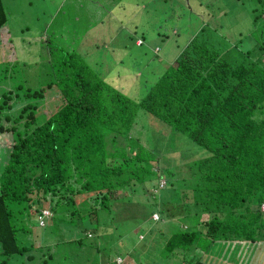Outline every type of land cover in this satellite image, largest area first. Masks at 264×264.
<instances>
[{"label": "trees", "instance_id": "1", "mask_svg": "<svg viewBox=\"0 0 264 264\" xmlns=\"http://www.w3.org/2000/svg\"><path fill=\"white\" fill-rule=\"evenodd\" d=\"M250 1L247 33L224 49L216 39L191 42V50L187 45L154 77L150 68L149 77L138 78L152 80L134 94L92 66L97 59L81 54L85 29L68 19L66 37L49 28L45 5L30 9L23 0H0V36L11 26L15 42L26 33L41 48L34 57L10 52L8 59H15L0 66V264L32 258L23 219L40 207L48 210L42 225L57 211L55 230L70 231L73 213L118 235V219H132L136 235L155 230L150 239L159 241L163 256H175V264H235L230 252L252 238L264 204V114L254 109L264 98V0ZM142 33L134 45L141 61ZM14 74L19 79L5 85ZM45 95L52 107L43 112ZM142 113L181 132L184 144L163 143L138 121ZM148 186L163 193L151 196ZM158 200L185 204L189 214L163 219ZM63 202L73 209L62 212ZM155 211L158 221L151 218ZM226 241L225 259L211 257L213 246Z\"/></svg>", "mask_w": 264, "mask_h": 264}, {"label": "rangeland", "instance_id": "2", "mask_svg": "<svg viewBox=\"0 0 264 264\" xmlns=\"http://www.w3.org/2000/svg\"><path fill=\"white\" fill-rule=\"evenodd\" d=\"M24 1L27 0H23V4L30 9L45 5V9L49 13L47 19L49 28H52L53 31L62 32L66 29L68 19L70 23H74V26L85 29L80 40V46H78L81 54L89 61L97 59L99 62H93L92 66L100 68L101 73L116 87L122 88L121 91L125 93H128L126 90L132 91L134 94L144 91L145 85L152 78L146 82L140 81L138 78L149 77L150 68L154 70L152 75L154 77L172 59L178 58L187 45V49L191 50L193 47L191 42L197 44L204 38L216 39L219 41L217 47L222 46L224 49L228 43L231 44L235 37L247 33L250 28V0L245 2L238 0H31L30 4ZM262 16L263 13L261 12L260 17ZM30 17L28 15V21H33ZM206 17L209 18L207 24L205 23ZM45 18H47L46 14L43 16L44 20ZM133 25L138 28V30L135 28L136 33L134 32L135 29L131 28ZM7 29L8 34L0 36V66L6 64L3 61L15 59V57L8 59L10 52L25 58L28 55L34 57L32 54L37 49L41 50L39 42L32 35L24 33L20 35L19 42H15L14 35L16 33L10 35L11 26ZM139 30H144L142 35L145 36L143 45L146 48L142 61V57L140 60L138 59L139 47H134L135 43H141ZM62 33L66 34V37L69 36L68 31ZM41 58L44 59V57ZM26 72L25 69L24 75ZM26 74L31 76L29 72ZM41 76L42 74L39 75V77ZM19 77V74H14L13 77L7 75L3 82L5 85H11ZM122 77H124L123 80ZM1 80L2 78H0V88ZM122 83L124 84L122 85ZM136 85H138L137 88H135ZM262 100V107L254 109L262 110L264 114V98ZM40 103L43 112L52 107L47 95ZM257 115L262 114L257 112ZM150 117L148 118L147 114L142 113L138 117V121L144 122V126L148 130L152 132L156 130V135L162 138L163 143H168L169 147L171 144L177 145L175 144L177 140L182 145L184 144L186 138L181 132H172L170 126L161 120ZM0 124H2L1 120ZM173 137L177 138L174 139ZM159 192L163 193L162 190L157 191L155 187H147V193H151V196H157L160 194ZM156 205L163 219L175 220L181 215L189 214L185 204L179 202L158 200ZM58 207L62 212H67L68 209H73L74 203L70 205L63 202ZM211 207L212 210H217L216 206L212 205ZM259 209L263 212L259 214L258 229L254 230L252 238L245 243L244 239L241 240V244L236 243L235 252H230L234 255L235 264L264 263L263 204L259 205ZM55 212L57 211H54L53 214ZM156 213H151V218L158 221L159 213ZM53 214L51 216L57 218ZM52 217L46 218L45 225L42 226L36 222L34 216L28 220L23 219L29 228L27 237L28 241L32 243L29 252L33 256L30 260L21 256L22 261L19 263L175 264V256L169 258L167 255L163 256L160 253L161 247L157 248L159 241L153 242L150 239L155 230L145 237L142 236L143 233L136 235V227L132 229L130 226L134 221L132 219L128 221L125 218L118 219L119 223L116 227L120 229L121 234L118 235L112 226L110 230L103 231L99 224L93 223L94 220L87 215L80 216L75 213L70 218V226L65 224L70 227V231L55 230L52 227ZM152 225L156 226V222L152 221ZM123 228L124 231L121 230ZM147 245L150 246L148 250L146 249ZM227 245L228 241L216 243L213 246V249L215 248L213 250L214 256L211 257H215L220 262L224 260L229 252ZM153 246L156 249L152 250ZM147 251L151 254H148ZM7 263L12 264V259ZM222 264L228 263L223 262Z\"/></svg>", "mask_w": 264, "mask_h": 264}, {"label": "built area", "instance_id": "3", "mask_svg": "<svg viewBox=\"0 0 264 264\" xmlns=\"http://www.w3.org/2000/svg\"><path fill=\"white\" fill-rule=\"evenodd\" d=\"M47 214H48V210L46 208L40 207L38 209V212L36 213L35 217L37 219V223H40L39 225H42L43 224L44 217Z\"/></svg>", "mask_w": 264, "mask_h": 264}, {"label": "clouds", "instance_id": "4", "mask_svg": "<svg viewBox=\"0 0 264 264\" xmlns=\"http://www.w3.org/2000/svg\"><path fill=\"white\" fill-rule=\"evenodd\" d=\"M263 206H264V204H263Z\"/></svg>", "mask_w": 264, "mask_h": 264}, {"label": "crops", "instance_id": "5", "mask_svg": "<svg viewBox=\"0 0 264 264\" xmlns=\"http://www.w3.org/2000/svg\"><path fill=\"white\" fill-rule=\"evenodd\" d=\"M264 264V263H263Z\"/></svg>", "mask_w": 264, "mask_h": 264}]
</instances>
